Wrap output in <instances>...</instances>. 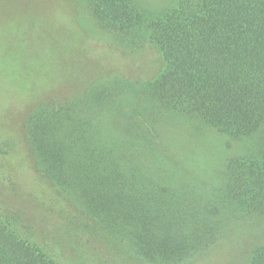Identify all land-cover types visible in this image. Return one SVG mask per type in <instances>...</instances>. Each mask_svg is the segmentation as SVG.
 <instances>
[{
  "label": "trees",
  "instance_id": "1",
  "mask_svg": "<svg viewBox=\"0 0 264 264\" xmlns=\"http://www.w3.org/2000/svg\"><path fill=\"white\" fill-rule=\"evenodd\" d=\"M134 1L91 0L93 22L125 64L87 62L84 88L33 107L21 123L0 107V189L16 157L42 206L68 227L67 238L44 239L65 242L73 264H93L105 239L112 247L99 257L125 264L207 259L237 224L264 216V0H182L158 14ZM147 49L161 63L138 74ZM54 52L48 66L60 73ZM3 69L0 103L17 84ZM194 138L207 141L204 159ZM19 140L28 150L17 157ZM61 252L0 219V264H65ZM247 264H264V243Z\"/></svg>",
  "mask_w": 264,
  "mask_h": 264
},
{
  "label": "rangeland",
  "instance_id": "2",
  "mask_svg": "<svg viewBox=\"0 0 264 264\" xmlns=\"http://www.w3.org/2000/svg\"><path fill=\"white\" fill-rule=\"evenodd\" d=\"M181 1L135 0L134 5L141 11L158 14L167 8L178 6ZM92 7L91 0H0V63L2 64L0 69L14 70L15 72L12 71V73L16 76L13 84L17 83L16 87L9 86L12 92L0 103L4 111L3 115L8 120L21 123L26 118V112L33 107L47 104V102L62 101L71 95L75 88H84V85L79 83L90 67L87 62L95 61V64L102 68L101 63L103 62L98 58L103 56L102 59L108 61L110 57L113 61L121 56L125 64V58L116 46V50L108 48L106 37L109 38V36L104 35L103 30L97 28L93 22ZM50 52L56 53L53 58L61 64L60 73H56L53 68L50 70L48 66ZM160 63L159 54L154 49H147L143 60L144 65L140 66V70L136 72L152 74ZM103 69L107 71L106 67ZM42 70L43 77L38 75V72ZM33 71L36 75L32 74ZM72 73L81 77H73ZM17 76L23 77L18 79ZM24 76L28 77L24 79ZM30 87L32 93L31 91L27 93ZM161 133L165 134L166 138H170V134L173 135L169 131ZM203 138L190 140V145L196 150L195 154L198 159L201 157L204 159V156L210 154L203 153L204 149L208 148L204 144L207 141ZM202 142L203 144L200 145L199 143ZM17 146L15 150L17 157L21 153L24 155L28 148L25 142L22 143L19 140ZM190 157L194 158V153ZM25 159L28 161L27 158ZM8 160L9 163L6 162V165H10L7 168L12 179L6 181L0 189V219L17 229L21 238L40 246L50 254H56L57 247H59L62 252L58 260L65 264H73L74 259L70 257L76 254L63 251L62 248L67 246L65 242L55 246V238L53 244L50 239H44L50 232L56 234L58 241V238H67L63 229L68 230V227L63 225L64 222L58 215L46 209L48 206H42L41 201L37 199L39 195L31 191L30 184L35 180L27 178L29 172L23 168H16L18 165L11 156ZM31 168L33 169V166ZM35 173L37 174L36 171ZM2 211L5 213H1ZM243 224L245 227L241 228ZM99 243L98 252L89 247L92 253L97 252L96 261L92 260L93 264H97L95 262L102 264L100 261L104 264H125L120 255L114 258L111 252L110 256L106 257L107 259L99 257L105 255L102 253L103 250L112 247L107 239ZM263 243L264 216L252 223L237 224L230 236L210 250L211 252L206 253L208 254L207 259L202 255L197 260L186 264H247L252 250ZM79 261L81 264H88V261L83 259Z\"/></svg>",
  "mask_w": 264,
  "mask_h": 264
}]
</instances>
